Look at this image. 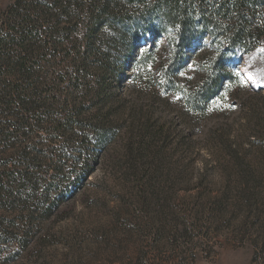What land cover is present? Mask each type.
Segmentation results:
<instances>
[{
	"label": "rangeland",
	"instance_id": "374dc122",
	"mask_svg": "<svg viewBox=\"0 0 264 264\" xmlns=\"http://www.w3.org/2000/svg\"><path fill=\"white\" fill-rule=\"evenodd\" d=\"M12 4L0 0V20ZM159 39L142 76L124 85L117 73L105 89L102 112L117 136L86 158L89 173L66 184V199L49 212L0 194V264H264L253 261L264 235V47L225 55L214 68L217 52L204 42L169 94L159 90L167 79ZM207 74L220 86L199 112L184 94ZM12 124L0 115V175L24 171L32 182L18 154H38L41 166L54 140L38 144L46 154L34 152L28 147L42 140H19Z\"/></svg>",
	"mask_w": 264,
	"mask_h": 264
},
{
	"label": "trees",
	"instance_id": "16d2710c",
	"mask_svg": "<svg viewBox=\"0 0 264 264\" xmlns=\"http://www.w3.org/2000/svg\"><path fill=\"white\" fill-rule=\"evenodd\" d=\"M3 15L0 115L14 117L11 133L19 140L38 135L42 141L30 150L46 154L38 144L54 140V146L41 166L38 154L22 150L18 157L34 169L32 182L24 171L0 175V194L16 195L22 206L48 204L49 212L72 193L68 182L87 176L86 158L117 136L102 112L105 89L116 85L117 73L124 85L142 76L156 58L159 38L167 67L159 90L169 94L178 92L175 77L188 54L204 42L217 52L214 68L225 55L264 47V0H13ZM148 33L147 44L141 37ZM219 86L220 77L207 74L184 96L202 112ZM77 143L84 147L72 156L69 146ZM256 257L264 258V235L255 243Z\"/></svg>",
	"mask_w": 264,
	"mask_h": 264
}]
</instances>
